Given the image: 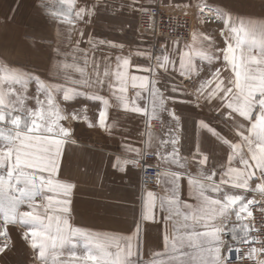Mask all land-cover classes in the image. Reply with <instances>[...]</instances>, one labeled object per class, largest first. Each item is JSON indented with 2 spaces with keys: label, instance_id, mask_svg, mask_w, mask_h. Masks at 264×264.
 Wrapping results in <instances>:
<instances>
[{
  "label": "snow or ice",
  "instance_id": "6c2138e0",
  "mask_svg": "<svg viewBox=\"0 0 264 264\" xmlns=\"http://www.w3.org/2000/svg\"><path fill=\"white\" fill-rule=\"evenodd\" d=\"M148 2L183 20L166 25ZM109 6L34 0L53 29L51 40L33 38L47 52L44 73L0 62V255L17 228L32 264H264V17L220 0H128L143 29L128 47L89 31ZM189 18L197 26L181 37L176 25L188 28ZM209 24L219 39L202 31ZM137 118L136 137L124 135ZM74 123L119 136L101 163L125 182L132 170L144 178L130 232L73 223L77 183L63 165L78 145ZM153 226L159 248H148Z\"/></svg>",
  "mask_w": 264,
  "mask_h": 264
},
{
  "label": "crops",
  "instance_id": "0c3cea01",
  "mask_svg": "<svg viewBox=\"0 0 264 264\" xmlns=\"http://www.w3.org/2000/svg\"><path fill=\"white\" fill-rule=\"evenodd\" d=\"M174 2L176 5L183 6L186 0H174ZM220 2L233 13L241 16L264 17V7H262L264 0H220ZM9 4L7 8L4 5V9H17L16 6L20 2H10ZM33 4V0H29L20 7L29 11L23 28L17 25L18 23L13 18L12 12L9 11L7 17L0 12V50L8 54L9 57L13 54L14 56L22 54V56L28 58L38 57L40 69L37 72L43 74L47 64V52L41 49L39 43L34 47L33 38L37 42L41 37L45 40H51L53 29L51 25L46 23L40 13L36 16L37 18H33L32 10H37L33 7ZM127 4L128 0H110V6L107 9H100L99 15L89 31L94 32L100 38L118 40L128 47H135L141 34L136 29L138 13H130ZM115 5H121L123 11H118L116 15H113V6ZM146 6L154 7L156 5L148 2ZM1 9L3 8L0 7ZM125 22L131 24V27H125L124 33L121 34L118 29ZM196 26L194 20V27ZM218 30L219 27L216 24L206 25L202 29V31L219 39ZM128 47L125 48V54H127ZM34 49H40V52L37 53ZM7 51H11L13 54H9ZM2 54L0 53V57H3ZM82 103L83 101L74 102V106L80 107ZM204 114L207 115L208 113ZM89 115L95 117L96 110L90 108ZM81 125L85 127L83 123L73 124L75 138L80 135ZM126 127L131 131L125 132L124 135L135 138L137 132L142 128V124L138 118L130 119L126 122ZM220 127L223 126L220 125ZM104 136L106 143L102 148L89 143L83 144L79 141L78 145H69L67 148V157L63 165L64 175H70L77 183V189L73 197V223L92 230L128 233L133 228L138 213L137 195L141 186L140 176L136 170H132L128 174L130 179L125 182L121 179V174H113L111 169H107L106 158L101 163L102 157L112 154L119 143V136L116 139H109L105 134ZM98 168L101 170L102 183L101 179H97ZM105 169L107 175L103 174ZM117 201H120V203H117ZM157 227L153 226L147 233L148 248L160 247ZM20 231L17 228L11 229L13 246L11 250L0 255V264H32L30 249L20 240ZM148 248L145 249V253H147Z\"/></svg>",
  "mask_w": 264,
  "mask_h": 264
},
{
  "label": "rangeland",
  "instance_id": "374dc122",
  "mask_svg": "<svg viewBox=\"0 0 264 264\" xmlns=\"http://www.w3.org/2000/svg\"><path fill=\"white\" fill-rule=\"evenodd\" d=\"M29 0H0V7H2L3 9L0 10L1 13H3V15L5 17L8 16V13L10 11L7 10V9H4V7L6 6V8L10 5L9 3L11 2H20V4L22 3H26L28 2ZM34 2V0H33ZM5 5V6H4ZM15 10V16L14 19L15 21H17V25L20 27V28H23L24 27V21H25V18H27V14L29 13L28 9H24V8H20L19 9H14ZM11 12V11H10ZM38 11L37 10H32V15H33V18H37L36 16H38ZM136 24H137V19H136ZM137 26V25H136ZM35 51L40 52L39 50L40 49H34ZM2 50H0V53H3V57H0V62H8L9 64H15V65H24L26 66L27 68H31L32 70L34 71H39L40 69V65H39V59L38 57L37 58H28V57H24L22 56V54L20 55H15L13 54V52L11 51H7L9 54H13V56L9 57L8 54L1 52ZM15 53V52H14ZM5 54V55H4ZM32 92H34V87L31 89ZM80 135L76 138L80 143H83V144H90V145H94L95 147H99V148H102L105 146V136L103 134L102 131L98 130V129H94V130H91V129H88L86 126H82L80 127ZM78 133V132H77Z\"/></svg>",
  "mask_w": 264,
  "mask_h": 264
},
{
  "label": "built area",
  "instance_id": "2783aa9c",
  "mask_svg": "<svg viewBox=\"0 0 264 264\" xmlns=\"http://www.w3.org/2000/svg\"><path fill=\"white\" fill-rule=\"evenodd\" d=\"M152 9L153 14H155L157 17H160L161 15H163V19H164V23L167 25L168 24V17H179L181 20H183V16L182 14L178 11V9L176 8H166V7H159L157 8L156 6L154 7H149ZM136 29L139 33L143 32V29L141 27V17L140 14L138 13L137 15V24H136ZM194 28V20L189 18V22H188V28H182L180 27L179 24L176 25V31L177 33L181 36L184 37L186 35V33L191 29ZM153 43H155V41H153ZM154 51H157V48L153 49ZM149 163H153L152 159L149 158L148 160ZM143 177L140 176V183L142 184L143 181ZM147 188L152 189L154 188V184L152 183L151 179H149L148 183H147ZM233 264H239V262L235 259V257L233 258Z\"/></svg>",
  "mask_w": 264,
  "mask_h": 264
}]
</instances>
